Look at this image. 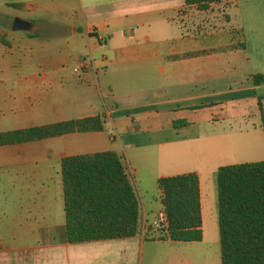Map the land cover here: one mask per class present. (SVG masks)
<instances>
[{"label": "crops", "instance_id": "1", "mask_svg": "<svg viewBox=\"0 0 264 264\" xmlns=\"http://www.w3.org/2000/svg\"><path fill=\"white\" fill-rule=\"evenodd\" d=\"M14 18L29 30L12 31ZM0 36V134L104 122L101 132L0 146V264H221L212 180L243 145L255 151L251 134L263 133L264 83L255 86L253 76L264 77V0L207 11L185 0H0ZM85 57L93 69L75 75ZM239 120L252 127L235 130ZM105 152L126 159L140 232L69 244L61 162ZM191 173L202 240L144 230L162 212L157 182Z\"/></svg>", "mask_w": 264, "mask_h": 264}, {"label": "trees", "instance_id": "2", "mask_svg": "<svg viewBox=\"0 0 264 264\" xmlns=\"http://www.w3.org/2000/svg\"><path fill=\"white\" fill-rule=\"evenodd\" d=\"M235 0H185L187 7L207 11L213 4ZM20 9L22 5H9ZM0 43L6 44L3 36ZM244 49V46L242 45ZM253 83H264L262 75ZM259 97L257 111H262ZM187 125V123H182ZM175 126H178L175 124ZM264 133V121L261 116ZM101 118H85L50 126L0 134V146L19 145L73 133L101 132ZM69 244L132 238L141 229V208L122 154L113 152L70 157L61 162ZM221 264H264V161L220 167L215 176ZM166 228L159 236L173 242H200L201 209L196 174L162 178Z\"/></svg>", "mask_w": 264, "mask_h": 264}, {"label": "rangeland", "instance_id": "3", "mask_svg": "<svg viewBox=\"0 0 264 264\" xmlns=\"http://www.w3.org/2000/svg\"><path fill=\"white\" fill-rule=\"evenodd\" d=\"M258 115L261 117L262 116V119L264 121V107L262 108V111H257ZM261 121V119H260ZM232 126H234L235 130L239 127L242 128V130H244L245 128H248L249 127H252V124L250 122H247V121H242V120H239L238 122L234 123ZM225 126H217V129L218 131H222L224 130ZM236 135V134H235ZM242 135V136H241ZM252 136H258L259 138V142L257 143V148L255 151L252 150L251 153H247L246 150H247V147L246 146H242V150H241V155L239 156L238 159L234 160V161H231L233 162V164H235V162H244L245 160H260V159H264V138H263V133L262 132H258V134H251ZM236 138H244L246 137V134H240L238 137L237 135L234 136ZM248 154V155H247ZM246 156H250L247 157ZM230 162V161H228ZM231 164V163H230ZM231 164V165H233ZM212 192H216V183H215V178L212 180ZM211 237H213V234H211L209 231H207V234H206V238L207 239H210Z\"/></svg>", "mask_w": 264, "mask_h": 264}, {"label": "built area", "instance_id": "4", "mask_svg": "<svg viewBox=\"0 0 264 264\" xmlns=\"http://www.w3.org/2000/svg\"><path fill=\"white\" fill-rule=\"evenodd\" d=\"M93 69V64L90 58L85 57L78 60L76 65L73 67V73L75 75H84L86 72H89ZM144 230H153L159 232L166 228V219L163 212L158 213L156 218L151 224L146 225V222H143Z\"/></svg>", "mask_w": 264, "mask_h": 264}, {"label": "water", "instance_id": "5", "mask_svg": "<svg viewBox=\"0 0 264 264\" xmlns=\"http://www.w3.org/2000/svg\"><path fill=\"white\" fill-rule=\"evenodd\" d=\"M12 31H27L29 30V23L19 19L14 18L11 25Z\"/></svg>", "mask_w": 264, "mask_h": 264}]
</instances>
